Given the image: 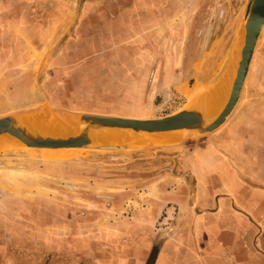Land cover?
Here are the masks:
<instances>
[{
	"label": "rangeland",
	"instance_id": "1",
	"mask_svg": "<svg viewBox=\"0 0 264 264\" xmlns=\"http://www.w3.org/2000/svg\"><path fill=\"white\" fill-rule=\"evenodd\" d=\"M251 2L162 0L158 14L193 21L188 38L175 40L176 44L163 39L164 52L155 63L156 55L150 53L156 47L154 39L138 43L124 38L122 30L110 35L100 31L101 24L91 21V0H0V119L40 106L80 119L84 114L160 119L191 109L234 59L233 51L238 55L236 37L245 30ZM123 3L124 8L116 4L121 10L116 17L122 14L129 22L139 18L137 10L131 12L137 5ZM178 44L181 53L174 56L171 50ZM263 102L264 30L239 106L211 135L189 133L182 140L173 135L163 145L118 152L55 155L27 147L2 150L0 243L7 244L3 250H15L12 254L27 259L41 254L42 246L35 244L44 233L50 232L52 238V232L60 231L54 238L73 239L72 230L83 228L82 236L97 239L108 235L113 225L140 224L133 235L153 234L160 224L176 221L179 208L171 198L182 186L177 182L188 180L183 188L191 198L196 190L193 179L180 169L182 159L206 140L230 142L254 116L261 121L257 115Z\"/></svg>",
	"mask_w": 264,
	"mask_h": 264
},
{
	"label": "crops",
	"instance_id": "2",
	"mask_svg": "<svg viewBox=\"0 0 264 264\" xmlns=\"http://www.w3.org/2000/svg\"><path fill=\"white\" fill-rule=\"evenodd\" d=\"M118 1L91 0L92 23L97 20L99 30L109 35L122 30L124 38L138 43L154 39L156 47L150 53L156 55L155 61L164 52L163 39L176 44L175 40L189 37L193 20L158 14L162 0H130L137 5L131 12H139V18L130 22L122 14L116 17L121 12L116 4L124 8V0ZM180 47L174 45L172 55L178 56ZM258 108L262 120L252 116L251 124L237 129L230 142L206 140L182 159L180 169L193 179L196 190L191 198L183 188L188 180L177 182L182 186L171 198L179 208L176 221L160 224L153 234L133 235L140 224L132 228L113 225L108 235L97 239L82 236L83 228L72 230L73 239L64 234L65 239L54 238L60 231L52 232V238L50 232L44 233L35 244L42 246L41 254L32 253L27 259L12 254L15 250L4 251L7 244L1 241L0 264H264V102Z\"/></svg>",
	"mask_w": 264,
	"mask_h": 264
},
{
	"label": "water",
	"instance_id": "3",
	"mask_svg": "<svg viewBox=\"0 0 264 264\" xmlns=\"http://www.w3.org/2000/svg\"><path fill=\"white\" fill-rule=\"evenodd\" d=\"M264 30V0H252L246 14L244 39L237 59L228 60L223 73L217 78L211 90L206 92L209 97L225 76L231 81V91L223 111L213 120H207L199 109H187L174 115L160 119H135L117 116L84 114L80 121L86 126L79 136L73 138H52L33 135L18 124V114L15 117L0 119V136L10 135L20 140L29 149L51 151H99L118 152L140 148L128 145L93 144L89 134L91 129H124L145 133H165L185 130L194 136H207L221 129L233 116L243 96L255 51ZM221 82V83H220Z\"/></svg>",
	"mask_w": 264,
	"mask_h": 264
},
{
	"label": "bare ground",
	"instance_id": "4",
	"mask_svg": "<svg viewBox=\"0 0 264 264\" xmlns=\"http://www.w3.org/2000/svg\"><path fill=\"white\" fill-rule=\"evenodd\" d=\"M237 38L240 40L238 48L239 54L242 48L244 32L240 30L236 39ZM235 41L237 42V40ZM235 52L237 51H233L234 58L237 59L238 55ZM227 77L228 76H225L222 83L220 82L221 84L217 85L209 97L205 95L206 93H203L204 96L196 103L190 105V107L201 110L207 120H213L218 116L223 111L229 98V92L231 91V81L227 83ZM218 92H222L221 98L217 96ZM185 93H187V90ZM17 114L19 126L27 129L33 135L67 139L79 136L86 128L78 116L74 117L62 111H56V109H51L49 106H40L34 110L18 112ZM89 134L93 144L96 146L128 145L131 147H140L150 144H166L175 138L173 135H179L182 140L185 137L184 134L189 135V132L182 130L165 133H145L124 129H91L89 130ZM24 146L25 145L20 140L10 135L0 136V152L9 147L10 149L8 151ZM47 151L55 155L76 154V152L71 151Z\"/></svg>",
	"mask_w": 264,
	"mask_h": 264
}]
</instances>
